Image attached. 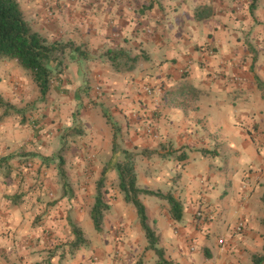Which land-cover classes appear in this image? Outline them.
Here are the masks:
<instances>
[{
    "label": "crops",
    "instance_id": "0c3cea01",
    "mask_svg": "<svg viewBox=\"0 0 264 264\" xmlns=\"http://www.w3.org/2000/svg\"><path fill=\"white\" fill-rule=\"evenodd\" d=\"M242 1L102 0L94 16L77 0L48 26L80 47L61 74L66 88L58 91L72 90L63 100L80 108L90 92L97 102L82 108V130L72 131L79 152H91L104 168L114 146L143 148L135 152L140 187L171 191L182 201L184 217L176 221L165 199L150 209L145 197L151 195L141 196L171 264H255L254 255L264 256V0H257L255 17ZM202 3L214 14L198 21L194 12ZM21 7L43 32L42 0ZM114 49L137 57L136 68L115 71L106 55ZM85 61H94L91 75L102 95L89 91ZM149 85L161 94L149 96ZM26 167L0 163V264H158L135 207L122 195L112 200L106 189L100 233L90 212L68 222V213L44 202L52 180L42 188L36 177L14 173ZM109 177L117 183L116 170ZM200 209L208 221L198 222ZM71 222L84 229L87 246L72 250L74 239L58 237L57 227Z\"/></svg>",
    "mask_w": 264,
    "mask_h": 264
},
{
    "label": "rangeland",
    "instance_id": "374dc122",
    "mask_svg": "<svg viewBox=\"0 0 264 264\" xmlns=\"http://www.w3.org/2000/svg\"><path fill=\"white\" fill-rule=\"evenodd\" d=\"M28 2L30 3V0H21L20 3L21 6L25 7ZM73 2L77 3V0H42L43 13L41 21L44 26L41 28L43 30L41 33L48 40H56L60 36L59 31L55 34L50 32L48 26L54 23L56 19H61L64 11L70 8ZM82 2L86 5L85 12L90 10L93 13L88 14L96 16V10H98L97 4L101 3L102 0H78L79 4ZM252 2L253 0H247L243 4V8L248 11L247 15L255 17L257 8L255 6L253 13L250 11ZM79 4L78 8L80 7ZM78 8H76V12H78ZM246 38L247 41L252 43V47L256 45L254 42H251L250 35ZM84 51L86 52V49ZM72 52L68 51L65 55V63L73 56ZM84 56L88 58V52ZM92 62L94 63V61ZM93 63H90V61L84 62L88 66V74H86L89 76L87 87L93 94L102 95L104 93L102 86L93 77L95 76L93 73ZM187 73L185 71L180 74ZM64 74L65 71L62 73V76ZM59 85L61 88H57ZM157 87L158 85H149L145 88V91L149 96L155 98L161 94V92H158L159 89ZM65 88L66 85L61 81L60 74V79L53 82L51 90L44 97L39 91L37 84L22 67L13 60L0 58V93L14 105V112L9 116H3V111L0 109V163L15 160L18 164L22 161L27 164L26 170L18 171L16 169L14 173L17 176L37 178L41 181L42 188L46 185L45 181L52 180L51 184L53 188L52 186L48 188L50 191L45 195L50 198H44V202L49 200V203L58 205V210L63 209L65 213H68L64 215H67L69 222L75 219V215L78 212H90L95 202L98 181L103 177V166L96 167V156L91 152H79L77 147L79 141L75 138L76 135H72V131H76L78 128L82 130L83 123L79 118L82 108L89 106L91 103L97 105V102L95 103L96 100L91 98L89 92L85 99L82 98L83 103L79 104L81 105L80 108L70 107V102H66L63 99L65 96H72V90L66 89L63 92V96L62 92L58 91V89ZM130 121L127 119V124ZM118 141L119 146L122 147V143L126 140L120 137ZM133 149L134 153L144 150L143 148H138V146ZM58 155L63 156L66 161L65 179L59 173L60 159ZM137 155L135 158L136 162L138 159ZM77 159H82V161H78V163H82L80 166L75 165ZM30 162L32 165H29ZM260 171L264 173V169L261 167ZM63 182H66L67 185L64 186ZM104 182V190L108 189L111 192L110 198L112 200L118 199V194L123 197L118 182L116 181L117 183L115 184L109 177V174ZM65 187H67L68 194L64 197L62 194ZM105 198H108L106 193ZM145 198L148 199L150 209L154 208V203L159 200L156 196H146ZM39 216L41 217L38 214L37 218ZM206 216L208 219L207 213ZM68 225L61 228L60 226L57 227L58 237L74 239L72 229ZM90 225L93 229V224ZM259 264H264V261H261Z\"/></svg>",
    "mask_w": 264,
    "mask_h": 264
},
{
    "label": "trees",
    "instance_id": "16d2710c",
    "mask_svg": "<svg viewBox=\"0 0 264 264\" xmlns=\"http://www.w3.org/2000/svg\"><path fill=\"white\" fill-rule=\"evenodd\" d=\"M257 0H253L250 11L253 13ZM195 18L198 21L210 18L214 8L210 4L202 3L195 9ZM68 51H80V47L73 41L48 40L45 35L35 30L26 20L20 0H0V58H8L22 67L39 87L42 96H46L55 80L60 79L66 66L65 58ZM84 53V52H83ZM115 71L120 73L130 72L136 68L137 57L131 56L126 50H109L106 54ZM14 105L6 100L0 93V109L3 116L11 115ZM122 156V158H121ZM59 173L66 178V161L58 155ZM136 154L128 149H118L114 146L112 161L102 170V179L96 187L95 202L90 210V217L97 232L105 230V216L109 209L104 190L108 174L113 170L118 173V186L123 193V200L135 207L139 223L148 239V248L154 249L158 255V264H171L165 258V249L158 247L159 237L150 225L147 207L141 199L142 195L156 196L165 199L170 206V215L173 220L181 221L184 217V205L171 191L140 187L136 170ZM64 186L67 185L63 182ZM68 194L64 188L62 196ZM207 217V216H206ZM208 219H205V222ZM74 235L70 247L79 249L89 244V239L84 229L77 223L71 222ZM263 256L254 255V263L259 264Z\"/></svg>",
    "mask_w": 264,
    "mask_h": 264
},
{
    "label": "built area",
    "instance_id": "2783aa9c",
    "mask_svg": "<svg viewBox=\"0 0 264 264\" xmlns=\"http://www.w3.org/2000/svg\"><path fill=\"white\" fill-rule=\"evenodd\" d=\"M150 91V90H149ZM151 92V91H150ZM196 218L198 219V222H205L206 219V212L203 210H198V212L196 213ZM236 228L241 231L244 228V222H239L236 225Z\"/></svg>",
    "mask_w": 264,
    "mask_h": 264
}]
</instances>
